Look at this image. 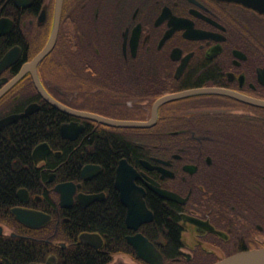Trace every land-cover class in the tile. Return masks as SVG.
I'll use <instances>...</instances> for the list:
<instances>
[{
    "label": "flooded vegetation",
    "instance_id": "1",
    "mask_svg": "<svg viewBox=\"0 0 264 264\" xmlns=\"http://www.w3.org/2000/svg\"><path fill=\"white\" fill-rule=\"evenodd\" d=\"M0 39V59L16 57L0 72V118L39 105L0 129V159L12 152L26 177L0 204V264H150L136 235L163 264L264 246V126L244 100H264V0H0ZM14 209L49 219L28 225Z\"/></svg>",
    "mask_w": 264,
    "mask_h": 264
},
{
    "label": "water",
    "instance_id": "2",
    "mask_svg": "<svg viewBox=\"0 0 264 264\" xmlns=\"http://www.w3.org/2000/svg\"><path fill=\"white\" fill-rule=\"evenodd\" d=\"M52 44H53V38L48 42V44L44 48V50L42 52H40L38 54V56L34 59V63L37 62L38 60H40L45 54H47V52L52 47ZM15 58L16 57L13 56L12 53L5 54L0 59V72L5 67H7L11 62H13V60H15ZM263 74H264V67L259 69V75L261 76ZM18 78H19V76L15 77L12 80V82H10V84L8 86L12 85L15 81L18 80ZM36 84L39 87L40 91L43 93V95H45V97L54 106H56L57 108H59L63 111L78 114V112L70 111L68 108L64 107L63 105L49 99L48 96L42 90L40 84L38 82H36ZM3 91L4 90L0 91V96L3 93ZM200 91H203V89L185 90V91L165 95L156 102L155 107L158 106L160 103H163L164 101L173 100L175 98L182 97V96L188 95L190 93H194V92H200ZM218 92L225 93V94L232 95V96H236V94H234L230 91H227V90H218ZM244 100L249 101V102H253V103H257L258 106H264V100H258V101L252 100V99H244ZM38 107H39L38 104H30L26 107V109L22 113H12V114H8V115L0 118V128L6 124L16 122L21 117L27 116L28 114H30L34 110H36ZM106 121H108V120H106ZM129 124L132 126H141V125H144L145 123L131 122ZM67 127L69 128V126L67 124H64L60 128V132L64 137L66 136L64 131H65V129H67ZM70 138H74V137H70ZM44 147H46V149H43ZM47 149H48V146L46 143H40L34 149L33 155L34 156H37V155L40 156L39 154H40L41 150H44L46 152ZM56 190H58L61 193V198L63 200L64 199L63 184L57 185ZM166 196L168 198H174V199L176 198V194L169 192V191H166ZM93 199H94V196H89V200H93ZM14 212L16 213V217L20 221H22L28 225L30 224V225H34V226H42L49 219V216L44 215L40 212L39 213L34 212L33 214H26L25 212L16 211V209H14ZM31 221H34V223L32 224ZM127 221H128V217H127ZM129 225L133 226L134 228L137 227V223L134 225L133 224H129ZM85 236H87V237L95 236V234L83 233L82 237H85ZM128 241L133 244V246L137 250V255L141 256L144 261H146L150 264H163V260H162L160 252L155 247V245L152 242H150L149 240H147L145 237H143L141 235H136L134 237H129ZM45 264H53V263H51V261H48ZM212 264H264V246L258 247V249H253V250H248V251L233 254L229 257L218 260Z\"/></svg>",
    "mask_w": 264,
    "mask_h": 264
},
{
    "label": "trees",
    "instance_id": "3",
    "mask_svg": "<svg viewBox=\"0 0 264 264\" xmlns=\"http://www.w3.org/2000/svg\"><path fill=\"white\" fill-rule=\"evenodd\" d=\"M4 44L1 42L0 39V49L1 46ZM258 125H263L264 126V109L263 108H258ZM220 120H223V122H229L227 118H220ZM25 122V121H21ZM31 122V121H27ZM38 125L41 127L39 128V133L44 131V129L49 126L50 124L48 123V120L44 119L42 122L36 121ZM33 122V123H36ZM232 122V121H231ZM240 124H244V121L239 122ZM37 128V127H36ZM16 136H12L10 140H15ZM258 142L259 147L261 148V155L263 156L262 158V166H263V172H264V127L258 128ZM9 145H11L9 143ZM12 152H9L8 156H5L4 158L0 159V204H6L9 205L11 204L14 199L15 195L13 193V189L15 188L16 185H19L20 183H25L26 182V177L22 175V173L16 174L11 171L10 167V162L13 159L10 158V155H12ZM99 216L98 213L95 209L90 210L86 212L85 216V225L89 226L88 229H97L99 227ZM103 225L106 230L113 229L116 226V221L111 219V216L105 212L103 214ZM90 264H93L92 262L88 261ZM88 264V263H87Z\"/></svg>",
    "mask_w": 264,
    "mask_h": 264
},
{
    "label": "bare ground",
    "instance_id": "4",
    "mask_svg": "<svg viewBox=\"0 0 264 264\" xmlns=\"http://www.w3.org/2000/svg\"><path fill=\"white\" fill-rule=\"evenodd\" d=\"M40 86H41V85H40ZM41 88H42V86H41ZM42 90H43V88H42ZM43 91H44V90H43ZM44 93H45V92H44ZM45 94H46V93H45ZM46 95H47V94H46ZM259 107H261V108L264 109V106H259ZM20 113H22V112H20ZM10 114H12V113H10ZM7 115H8V114H7ZM5 116H6V115H5ZM3 117H4V116H3ZM1 118H2V117H1ZM19 119H20V118H19ZM19 119H18V120H19ZM2 127H3V126H2ZM2 127H1V128H2ZM1 128H0V129H1Z\"/></svg>",
    "mask_w": 264,
    "mask_h": 264
},
{
    "label": "rangeland",
    "instance_id": "5",
    "mask_svg": "<svg viewBox=\"0 0 264 264\" xmlns=\"http://www.w3.org/2000/svg\"><path fill=\"white\" fill-rule=\"evenodd\" d=\"M223 121V120H222ZM227 122V121H226ZM228 123H234V122H231V120L228 122Z\"/></svg>",
    "mask_w": 264,
    "mask_h": 264
}]
</instances>
